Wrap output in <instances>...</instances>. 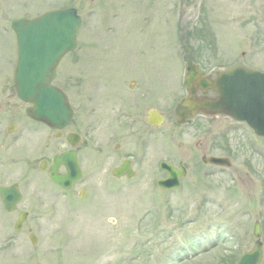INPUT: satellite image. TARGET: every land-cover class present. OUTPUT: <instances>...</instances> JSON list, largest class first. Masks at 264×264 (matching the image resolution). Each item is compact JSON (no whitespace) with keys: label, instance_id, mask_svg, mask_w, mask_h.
<instances>
[{"label":"rangeland","instance_id":"374dc122","mask_svg":"<svg viewBox=\"0 0 264 264\" xmlns=\"http://www.w3.org/2000/svg\"><path fill=\"white\" fill-rule=\"evenodd\" d=\"M69 6L83 19L78 40L85 39L84 60L79 46L61 61L64 69L86 64L101 70L108 84L110 70L117 76L146 72L152 89H163L165 120L159 134H148L145 155L132 139L116 150L109 104L102 118L98 112L81 118L83 105L100 95L94 88L87 101L75 93L74 122L89 144L82 152L84 176L70 190L39 168L42 158L64 147L53 142L47 149L44 129H36L33 141L38 165L32 178L20 174L19 144L4 146L0 184L21 181V207L34 210L37 264H238L255 244L257 221L264 244V138L223 114H199L193 125L180 124L175 107L187 94L190 59L212 76L238 63L264 71V0H0V53L8 50L13 19ZM126 149L135 152L133 179L112 174ZM203 153L228 156L231 165H207ZM162 160L187 167L178 189L157 187L165 175Z\"/></svg>","mask_w":264,"mask_h":264},{"label":"water","instance_id":"95a60500","mask_svg":"<svg viewBox=\"0 0 264 264\" xmlns=\"http://www.w3.org/2000/svg\"><path fill=\"white\" fill-rule=\"evenodd\" d=\"M80 25L81 17L73 7L52 10L32 19L20 18L12 23L19 42L15 69L16 89L23 100L31 103L27 113L53 128H63L73 115L67 95L52 82L61 58L77 45ZM202 74L199 65L192 60L187 62L185 85L190 94L176 107L178 121L185 122L200 110L209 114L225 113L237 120L246 121L258 135L264 136V72L237 64L220 71L215 79L203 77ZM199 87L203 91L211 88L218 95L213 98H197ZM149 120L151 123H160L162 119L155 120L151 114ZM203 160L220 165L231 164L226 157L203 156ZM62 164L67 167L66 173L59 171ZM162 167L166 170L167 177L159 180L158 185L165 189L178 188L186 169L183 166L176 168L170 162H163ZM113 172L117 176L126 172L129 177L134 175L129 161H125ZM49 175L54 182L66 189L70 188L82 176L74 152L56 154ZM10 192L4 187L0 188L7 207L14 201ZM12 193L19 197L17 190ZM261 233L260 223L257 221L254 234L260 237ZM32 240L37 241L35 235H32ZM262 254V241L259 238L253 249L242 255L239 264H260Z\"/></svg>","mask_w":264,"mask_h":264},{"label":"flooded vegetation","instance_id":"af4514ba","mask_svg":"<svg viewBox=\"0 0 264 264\" xmlns=\"http://www.w3.org/2000/svg\"><path fill=\"white\" fill-rule=\"evenodd\" d=\"M7 35L10 36L7 39L8 50L4 54L0 53V61L2 60V63H0V174L3 172L1 164L3 163V157H5L3 152L5 143L11 145L16 142L19 144L18 148L23 152V160H19V166H22L20 174L29 178L33 177L31 174H35L38 165L37 160L32 157V146H35L33 141L36 136L37 126H39V129L42 128L47 132V149L51 147V143L53 142H60L64 146L51 152L50 156L42 158V160H46L47 164V169L43 170L44 173L48 172V167L52 163V158L55 154L70 149L76 151L77 158L82 166V152L85 147H88L89 143L86 144L84 137L86 133L83 132V128L79 125L80 123L74 122L77 108L73 100L74 94L77 93V95L88 98L87 101H89V93L94 88H96L100 96L96 102L83 105L81 118H85V116L92 117L94 115L98 117L97 112L99 113V117L102 118L100 112L103 111L105 113L106 105L109 104L110 108H108V111L114 112V116L116 117L114 118L113 116L114 119H111L112 123L110 122L111 124L108 126L112 130L111 134L117 140L114 145L115 149L119 150V148L125 147L129 139H132V143L140 145L144 155L146 154L148 134L157 130L159 134L162 130V126H151L149 124V112L155 109L157 114H164L159 108V102L163 101V89L162 87H160L161 90L159 88L152 89L153 86L149 84L146 72L122 71L123 73L117 76L116 70H110L111 80L108 84L102 78L103 75L99 69L97 72H95L96 69L94 68L85 69L86 64L72 65L69 69H64L60 65L54 83L67 93L73 105L74 117L64 129H53L46 124L35 121L26 113V108L29 104L25 103L18 96L13 82V72L17 60V41L14 34ZM81 59L84 60V52L80 54L79 60ZM121 68L116 67L114 69ZM76 71L78 74L75 73ZM107 85L108 95H106L107 92L105 91ZM76 87L77 90L75 92L74 89ZM94 96H96L95 93ZM151 99L156 100V106L149 104L153 102V100L149 102ZM100 127L99 121H97L94 128L99 129ZM87 130L89 131V128ZM12 135L17 136L10 138ZM73 141H76L75 145H72ZM87 141L90 142L88 139ZM134 153L127 149L123 151L124 155L117 165H120L124 159H132L133 165L135 159ZM60 170L66 172L64 166ZM13 183H17L20 187L22 199L17 202L13 209H6L0 198V264H37L35 247H31L28 244L31 241L30 235L35 231L34 210L29 206L21 207L25 193L21 187L20 180L13 179L1 184L10 185ZM21 215H25L24 222L17 229L16 227ZM22 242L23 244L21 245L20 243Z\"/></svg>","mask_w":264,"mask_h":264}]
</instances>
